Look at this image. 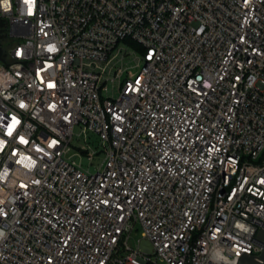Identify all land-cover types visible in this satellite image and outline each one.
I'll list each match as a JSON object with an SVG mask.
<instances>
[{"label":"built area","instance_id":"1","mask_svg":"<svg viewBox=\"0 0 264 264\" xmlns=\"http://www.w3.org/2000/svg\"><path fill=\"white\" fill-rule=\"evenodd\" d=\"M0 21L17 41L0 61V264L261 257L264 0H0ZM73 149L105 159L91 173Z\"/></svg>","mask_w":264,"mask_h":264},{"label":"rangeland","instance_id":"2","mask_svg":"<svg viewBox=\"0 0 264 264\" xmlns=\"http://www.w3.org/2000/svg\"><path fill=\"white\" fill-rule=\"evenodd\" d=\"M16 43H17L16 39L8 38L7 40H5V42L3 44V49L5 51L10 50L13 48V46H15ZM138 64H140V63L136 62L135 56L130 57V60H128V68L135 73L139 72L140 69L144 66V64L142 62H141L140 67H138ZM109 96L115 97V98H117L119 96L118 85H116L114 87V89H111ZM75 133H76V135H78L80 133V129L77 128ZM86 144H87V142H85L84 136H82V137L76 136L75 140L72 144V147L73 148L74 147H80V146L86 145ZM91 146L93 149H97V150L100 149L97 147V144L92 143ZM77 153H78V150L73 149L70 156H73V159L75 161H77L78 163H81L84 166V168L86 170H90L91 173H96L98 171V169L100 168L101 164L103 163L104 159H105V156L101 155L99 157H96L93 162H90L86 155H82V154L78 153L80 156H74ZM143 239H144V237L142 234V229L138 226L137 229L135 230V232L133 233L130 241H129L130 247L132 249H138L140 247Z\"/></svg>","mask_w":264,"mask_h":264},{"label":"water","instance_id":"3","mask_svg":"<svg viewBox=\"0 0 264 264\" xmlns=\"http://www.w3.org/2000/svg\"><path fill=\"white\" fill-rule=\"evenodd\" d=\"M4 27H5V23L3 21H0V28H4ZM2 39L0 38V61L4 62L3 49H2V43H1ZM256 239L259 244L264 245V230L263 229L259 231L258 235L256 236ZM238 264H264V251L261 257H254V256H249L245 254L243 257L239 258Z\"/></svg>","mask_w":264,"mask_h":264},{"label":"flooded vegetation","instance_id":"4","mask_svg":"<svg viewBox=\"0 0 264 264\" xmlns=\"http://www.w3.org/2000/svg\"><path fill=\"white\" fill-rule=\"evenodd\" d=\"M1 31V30H0ZM6 37V32L0 33V38H5Z\"/></svg>","mask_w":264,"mask_h":264},{"label":"trees","instance_id":"5","mask_svg":"<svg viewBox=\"0 0 264 264\" xmlns=\"http://www.w3.org/2000/svg\"><path fill=\"white\" fill-rule=\"evenodd\" d=\"M2 44H3V41H2Z\"/></svg>","mask_w":264,"mask_h":264}]
</instances>
